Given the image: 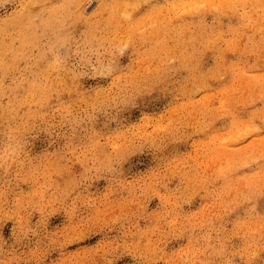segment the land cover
Here are the masks:
<instances>
[{
  "label": "rangeland",
  "instance_id": "rangeland-1",
  "mask_svg": "<svg viewBox=\"0 0 264 264\" xmlns=\"http://www.w3.org/2000/svg\"><path fill=\"white\" fill-rule=\"evenodd\" d=\"M0 264H264V0H0Z\"/></svg>",
  "mask_w": 264,
  "mask_h": 264
}]
</instances>
